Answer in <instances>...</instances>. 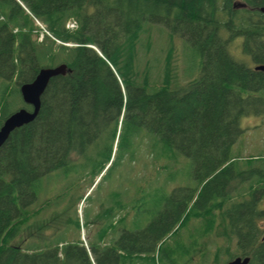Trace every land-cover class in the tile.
<instances>
[{
    "label": "trees",
    "instance_id": "16d2710c",
    "mask_svg": "<svg viewBox=\"0 0 264 264\" xmlns=\"http://www.w3.org/2000/svg\"><path fill=\"white\" fill-rule=\"evenodd\" d=\"M262 7L264 0H0V126L17 110H31L21 85L43 68L66 67L41 95L35 119L0 147V264H174L161 245L158 259L145 257L168 230L154 222L144 230L119 228L114 210L100 206L84 222L86 231L100 228L93 239L87 234L91 262L78 219L65 220L78 232L74 237L55 222L57 213L43 218L49 204L32 208L42 178L52 172L68 173L82 160L95 177L116 161L132 162L144 148L159 172L170 167L158 165L161 156L167 163L180 156L190 161L205 233L216 230L213 237L223 240L215 264L237 257L264 264V160L233 153L244 132L241 119L264 116V71L254 70L264 67ZM32 17L61 44L49 37L37 43ZM70 19L75 30L65 28ZM155 29L167 37L160 84L150 81L146 60L142 71L138 64L139 54L151 51ZM176 40L200 59L198 75L183 84ZM238 187L243 191L236 194ZM179 249L185 256L195 251ZM194 254L200 264L209 261L203 245Z\"/></svg>",
    "mask_w": 264,
    "mask_h": 264
},
{
    "label": "rangeland",
    "instance_id": "374dc122",
    "mask_svg": "<svg viewBox=\"0 0 264 264\" xmlns=\"http://www.w3.org/2000/svg\"><path fill=\"white\" fill-rule=\"evenodd\" d=\"M32 20L34 24L33 39L38 43L41 41V35L46 27L41 22L35 21L33 17ZM72 22L74 20L70 19L66 23L73 24ZM158 32V29H155V33H152L151 51H143L139 54L141 61H138V64L140 65L139 71H142L147 61L152 71L150 81L160 84L164 69V50L167 47V37ZM56 45L59 43L56 42ZM172 50L177 56L178 82L181 84L186 82L187 75L195 78L200 70L199 57L180 40L174 42ZM174 84L175 81L171 86ZM240 127L244 132L233 146L234 155H238L239 160L253 159V162L258 158L264 160V116L242 118ZM153 159L154 157L149 156L144 148L143 152L136 154L135 160L132 162L127 159L116 161L111 166L107 165L102 173H95V177H93L91 163L76 160L68 173H65L64 170H57L42 178L41 186L37 191V201L32 208L49 204L45 208L43 218H48L51 213L55 212L59 215L57 219H54L55 222L59 224L60 229H65L68 219H79L80 223H87L102 206L108 208V211L114 210L116 217L113 221L115 224L118 223L119 228L130 231L141 228L144 230L152 222H154L155 228H168V230L165 229L166 233L163 238L156 244L154 253L145 257L158 259L161 256L159 252L161 245L160 251L166 247L172 251L174 264H200V257L194 252H200L203 245L208 256L207 260H209L206 264H215L214 254L217 247L223 246V240L213 237L216 230L212 229L208 235L205 233L204 219L199 218L198 215L200 214L198 209L202 202H200L196 182L189 174L190 161L184 156H180L178 160H171L170 163H167L168 160L161 156L158 165L170 164V167L159 172L157 165H152ZM82 168L85 169L84 172L81 171ZM165 190L166 192H163ZM191 190H195L192 196L193 200L188 208L183 210V204L189 201ZM241 191L243 188L238 187L236 194ZM167 192H170L169 195L166 194ZM168 198H171L170 202L166 201ZM193 204L197 207L189 209ZM177 215L179 216L178 220L174 223ZM159 217H161V221H158ZM67 226L70 228L71 234L75 233L74 237L78 236V232L73 230L72 222ZM83 234V239L88 242L87 234H90L93 239L98 236V231L90 228L86 232L81 231L80 235ZM117 235L119 240L122 234L118 233ZM182 246L188 248L193 246L195 251L191 250L185 256L179 249ZM230 246H232L231 251L234 250V243ZM133 259L137 261L139 257ZM220 260L221 263H224L226 257L221 255Z\"/></svg>",
    "mask_w": 264,
    "mask_h": 264
},
{
    "label": "water",
    "instance_id": "95a60500",
    "mask_svg": "<svg viewBox=\"0 0 264 264\" xmlns=\"http://www.w3.org/2000/svg\"><path fill=\"white\" fill-rule=\"evenodd\" d=\"M259 11L264 13V7L260 8ZM254 70L264 71V67L257 66ZM65 72L66 67L64 65L55 68H44L38 72L33 82L20 87L22 100L26 105L31 107V111L20 109L4 121L0 128V147L4 144L12 131L29 124L35 119L40 107V97L47 88L50 80L56 76L64 75ZM248 262V257H237L229 261L227 264H248Z\"/></svg>",
    "mask_w": 264,
    "mask_h": 264
},
{
    "label": "bare ground",
    "instance_id": "6f19581e",
    "mask_svg": "<svg viewBox=\"0 0 264 264\" xmlns=\"http://www.w3.org/2000/svg\"><path fill=\"white\" fill-rule=\"evenodd\" d=\"M12 18V17H11ZM15 18V17H14ZM14 21V20H13ZM9 22V21H8ZM45 29V28H44ZM45 37H49L50 39H52V40H54L55 41V43L56 42H58L59 44H61L60 43V41H58L57 39H55L51 34H50V32L47 30V28L43 31V33H42V35H41V41H39V43L40 42H42L44 39H45ZM9 60V59H8ZM108 62H109V60H108ZM19 63V62H18ZM44 69V68H43ZM35 79V78H34ZM33 82V81H32ZM29 84V83H28ZM23 85H25V84H23ZM23 85H21V86H23ZM20 86V87H21ZM20 87H19V93H20ZM6 92V91H5ZM20 97H21V95H20ZM21 100H22V97H21ZM22 102H23V100H22ZM24 103V102H23ZM25 104V103H24ZM26 105V104H25ZM28 106V105H27ZM3 115V114H2ZM12 115V114H11ZM11 115H9V116H11ZM6 116V115H5ZM8 116V117H9ZM7 117V118H8ZM6 118V119H7ZM5 121V120H4ZM4 123V122H3ZM3 125V124H2ZM1 125V126H2ZM1 126H0V128H1ZM233 178H234V176H233ZM28 205V204H27ZM121 209V208H120ZM21 212V211H20ZM100 214V213H99ZM99 216V215H98ZM103 218V217H102ZM18 219V218H17ZM113 247V246H112ZM78 248V247H77ZM97 249V248H96ZM104 249V248H103ZM123 252V251H122ZM134 252V251H133ZM120 255V254H119Z\"/></svg>",
    "mask_w": 264,
    "mask_h": 264
},
{
    "label": "crops",
    "instance_id": "0c3cea01",
    "mask_svg": "<svg viewBox=\"0 0 264 264\" xmlns=\"http://www.w3.org/2000/svg\"><path fill=\"white\" fill-rule=\"evenodd\" d=\"M93 230H95V231H100V228L99 227H97V228H94V227H91ZM104 229V228H103ZM105 230V229H104ZM107 233H110V230L107 228ZM104 234V233H103ZM102 234V235H103ZM107 237V236H106ZM111 237L110 236H108L107 237V239H106V243H105V245H108L109 246V244H110V239ZM88 252V251H87Z\"/></svg>",
    "mask_w": 264,
    "mask_h": 264
},
{
    "label": "built area",
    "instance_id": "2783aa9c",
    "mask_svg": "<svg viewBox=\"0 0 264 264\" xmlns=\"http://www.w3.org/2000/svg\"><path fill=\"white\" fill-rule=\"evenodd\" d=\"M73 24H67V28H69V29H72V28H75V23L74 22H72Z\"/></svg>",
    "mask_w": 264,
    "mask_h": 264
}]
</instances>
